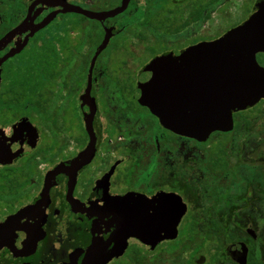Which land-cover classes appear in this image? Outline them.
Wrapping results in <instances>:
<instances>
[{"label": "flooded vegetation", "instance_id": "1", "mask_svg": "<svg viewBox=\"0 0 264 264\" xmlns=\"http://www.w3.org/2000/svg\"><path fill=\"white\" fill-rule=\"evenodd\" d=\"M261 1L0 0V264H264L251 224L219 223L230 188L264 187V98L201 142L139 95L153 62L187 75L188 51ZM158 198L155 219L185 210L176 237L123 241L126 205Z\"/></svg>", "mask_w": 264, "mask_h": 264}, {"label": "water", "instance_id": "2", "mask_svg": "<svg viewBox=\"0 0 264 264\" xmlns=\"http://www.w3.org/2000/svg\"><path fill=\"white\" fill-rule=\"evenodd\" d=\"M125 5L105 16L122 13ZM107 41L108 37L101 50ZM187 59L192 68L187 75L177 76L153 75L157 66L153 62L140 81L142 88L151 91H140L139 95L164 127L204 142L213 132L233 130L234 113L264 98V0L246 22L216 41L191 48L183 61ZM132 200L129 197L125 202ZM160 201L141 200L136 209L126 203V209L116 220L123 241L136 237L154 246L176 237L185 210L175 211L174 218L165 217L162 210L160 218L155 219L153 208ZM241 262L246 264V259Z\"/></svg>", "mask_w": 264, "mask_h": 264}, {"label": "rangeland", "instance_id": "3", "mask_svg": "<svg viewBox=\"0 0 264 264\" xmlns=\"http://www.w3.org/2000/svg\"><path fill=\"white\" fill-rule=\"evenodd\" d=\"M237 1L242 3L245 0ZM234 9L236 13L234 11H227V18L224 26L225 30L232 28L242 19L246 18L249 11L251 10V8H248L241 12L238 6H236ZM248 193L250 198L248 203L245 204L244 202L237 201L238 197H243L246 194L248 195ZM230 195L231 202L221 211L225 213V216L222 217L224 219L219 221V223L226 228L230 225L235 226V231H240L246 224H251L257 233L260 234L264 239V223L261 224V219L259 217V215L264 216V187L258 185L256 187L255 184H253V186L249 189H246V186H242L241 189L230 188ZM232 213L240 214L236 217Z\"/></svg>", "mask_w": 264, "mask_h": 264}]
</instances>
